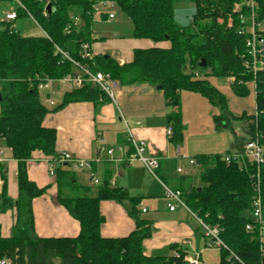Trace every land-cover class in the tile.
<instances>
[{"label":"trees","instance_id":"trees-1","mask_svg":"<svg viewBox=\"0 0 264 264\" xmlns=\"http://www.w3.org/2000/svg\"><path fill=\"white\" fill-rule=\"evenodd\" d=\"M19 1L23 6L15 7L16 19L0 20V138L12 150L18 164L17 199L9 195L7 168L0 164L3 182L0 213L16 211L9 237L2 235L0 224V259L11 258L14 264H185V252L180 257L144 253V241L152 235V220L142 217L138 210L141 197L131 196L123 187L112 186L111 174L92 194L91 188L81 184L73 170L57 167L58 200L79 221L80 232L76 237L36 235L33 200L47 188L30 179L28 161L36 150L49 158L58 156L57 132L44 124L46 116L70 103L88 101L98 108L103 101L110 100L98 86L87 82L65 92L61 103L51 110L43 103L38 85L49 78L60 79L75 73L72 61L64 53L93 70L109 73L121 84L155 85L164 93L168 109L166 123L172 127L169 140L177 146L185 130L182 91L198 92L218 106L221 113L214 118L216 128H230L226 96L203 78L201 71L235 77L233 89L237 95H247L250 84L255 88L256 113L241 118L245 120L249 137L258 133L264 147V70L254 72L246 67L243 57L247 54L246 35L239 33L243 26L240 15L250 14L246 0H51L50 10L46 0ZM102 1L115 4L132 22L133 37L148 38L155 43L170 41V47L137 48L133 60L123 64L103 54H95L91 60L82 58V44H92L95 40L92 25L96 5ZM255 3L261 23L264 0ZM22 16L32 17L42 34L23 35L17 30L16 21ZM229 17L233 19L232 26L228 25ZM223 156L216 153L192 157L201 167L200 185L183 174L174 189L181 191L190 210L223 228L222 239L240 260L229 259V250L222 248L221 264H264L257 234L246 229L252 221L250 212L257 183L264 202V163L258 170L248 161L227 163ZM157 176L166 183L160 174ZM102 200H128L136 229L124 237L103 236Z\"/></svg>","mask_w":264,"mask_h":264},{"label":"crops","instance_id":"crops-1","mask_svg":"<svg viewBox=\"0 0 264 264\" xmlns=\"http://www.w3.org/2000/svg\"><path fill=\"white\" fill-rule=\"evenodd\" d=\"M3 3L8 4V1H3ZM190 5L192 6V4ZM9 6L12 5L9 4ZM183 7L187 6L183 5ZM13 8L15 7H11L9 11ZM106 8L99 12L101 14L104 11L105 14L100 16V19L95 17L92 25V37L95 40L91 44V48L94 54L108 55L123 64L133 60L134 50L137 48L170 47V41L155 43L148 38H135L133 35L125 38L119 29V26L123 28V25H117L115 27L117 29L114 27L102 28L97 33L95 23L98 20H103L104 24H111L117 18L115 11L109 10L111 7ZM109 13H114L113 19H108ZM121 21L124 22V25L128 24L125 22H131L127 19ZM132 30L133 25H131ZM115 85V100L103 101L98 108L93 102H74L48 113L44 124L54 128L57 132V154L68 152L92 163L93 173L99 180L98 184L92 181L88 170H73L79 182L91 188L92 194L111 174L112 186L123 187L131 196L141 197L138 210L141 211L142 217L152 220V235L144 241L146 255H173L174 249L171 246L175 244L178 246L185 239L190 241V244L185 247L189 253L201 252L205 247L206 239L196 220L190 211L182 205L176 206L174 210L169 208L168 204L171 201L165 196L164 185H171L172 188L178 187L180 184L178 178L183 174L188 175V179L197 185L200 182L194 181H198L200 172L197 174L195 169L200 168L201 171V167L198 164H191L190 159L195 155L218 152H208L210 151L208 148L192 154L191 157H186L182 153L183 143H180L172 154V143L169 140L170 135H168L170 125L166 123L168 109L163 91L148 82L121 84L115 81ZM67 91L70 90L64 87L59 88L56 96L60 93V99L57 100L55 96L56 105L49 106L51 110L61 103L63 95ZM181 102L185 125H188V110L195 111L199 116L207 111L209 106L204 97L189 90L182 91ZM130 137L136 141H146V156L159 157L158 172L166 181L164 183L154 176L158 180L154 182L161 188L158 192L160 194L153 192V185L146 181L145 174L149 170L145 164L139 160L128 162L135 152ZM0 145L6 158L4 164L7 168L8 192L13 199H17L18 164L13 158L12 150L3 139H0ZM110 148H113L112 154L107 152ZM228 151L230 152V150ZM238 151L241 149L235 150V152ZM49 159L41 151L36 150L28 161L30 179L39 187L47 188L42 196L33 200L36 235L46 238L76 237L80 232V223L58 200L56 169L61 165L55 162V172L51 174ZM172 160L176 165L174 174L170 172ZM62 166H67L72 170L67 164ZM178 168H181L182 171L179 172ZM2 184L0 177V191ZM130 208L131 203L128 200L123 202L102 200L100 210L105 218L101 226L102 235L124 237L133 232L136 229V222L129 214ZM143 208H146L145 212H143ZM15 218V209L0 213V224L4 237H9L12 234Z\"/></svg>","mask_w":264,"mask_h":264},{"label":"built area","instance_id":"built-area-1","mask_svg":"<svg viewBox=\"0 0 264 264\" xmlns=\"http://www.w3.org/2000/svg\"><path fill=\"white\" fill-rule=\"evenodd\" d=\"M51 0H46V3L49 4ZM16 5L23 6L19 0H12ZM245 3L250 7L249 16L240 15V19L242 21L243 26L239 29L240 34H245V43L247 47V54L243 55L245 57L244 64L250 70L254 72L264 70V30L261 28V23L257 19L256 13V3L255 0H246ZM112 7L111 2H100L96 5V11L101 12V7ZM114 13L108 14V19L114 18ZM17 17V13L15 8L11 9L5 14L4 20H15ZM229 26L233 25L232 17H229ZM64 55L69 58L74 67L75 73L64 76L60 79L49 78L44 82L39 83L38 90L40 92L43 103L46 106H54L56 105L55 96L60 87L67 88L69 90L80 88L84 83H92L98 86L102 91H104L111 100H115V81L111 78L109 73H104L102 71L93 70L91 66L88 64L81 63L69 57L67 54ZM81 55L82 58L85 59H93L95 54L92 51L91 44L83 43L81 46ZM235 81V77H230V82L233 83ZM172 127L168 128V135L171 136ZM1 139V138H0ZM132 144L134 146L135 152L128 159L129 163H132L134 160L142 161L145 166L148 168L149 172L158 178L157 169L160 166V159L156 156H146L145 151L147 147L146 141H136L132 137H130ZM108 154L113 153V148L107 150ZM223 159L230 163L234 160H237L240 164H244L245 161H248L250 164H254L257 166L258 170L260 166L264 163V147L260 142L259 134L257 133L255 137L249 138V141L245 145L244 149L234 153H228L223 156ZM6 161L5 154L0 145V164ZM57 162L60 165L67 164L72 170H88L90 174V178L95 184L99 183V180L96 178L93 173L92 163L88 160L81 159L75 157L71 153L64 152L61 155H58L56 158L49 159V171L51 174H54L55 167L54 163ZM191 164H196V160L191 158ZM178 171L181 172L182 169L178 168ZM159 179V178H158ZM165 196L171 201L168 206L171 210H174L176 206L182 205L187 208L194 219L196 220L201 233L206 239V248L216 247L219 249H228L229 247L224 242L221 237V233L223 228L219 224H211L206 222L203 218L197 215L194 211L190 210L184 200L182 199V193L180 190H176L168 185H164ZM257 194L255 195L252 203V208L250 212L251 222H249L246 226V229L249 232H255L258 237V241L260 244V249L264 252V202L261 197L260 187L257 183L256 186ZM143 212L146 211V208L142 209ZM190 244V241L185 239L183 240L177 247L174 249L173 255L176 257H180L181 252H185V261L189 264H205L202 259V251L189 253L186 250V246ZM230 257L236 258L240 260L239 257L230 251ZM14 260L11 258H1L0 264H14ZM20 264V263H16ZM24 264V263H22Z\"/></svg>","mask_w":264,"mask_h":264},{"label":"rangeland","instance_id":"rangeland-1","mask_svg":"<svg viewBox=\"0 0 264 264\" xmlns=\"http://www.w3.org/2000/svg\"><path fill=\"white\" fill-rule=\"evenodd\" d=\"M9 4L12 6H9ZM187 6L191 7V5L189 4ZM11 7H16L15 3H12V1H8V4L3 3V1H0V20L5 18V14L9 11ZM238 8L239 6H237V9ZM101 9L106 10L107 8L102 6ZM109 10L115 11L117 15L116 20L111 24H104L103 20H98V22L95 23V31L98 33L102 28H115L117 25H123V28L119 26L121 34H123L125 38L132 37L131 22H125L128 24L124 25V22L121 21L122 19H127V21L130 20H128V18L121 12V10L115 4L114 7H111ZM100 16L101 15L99 14V12H97L96 17L100 19ZM227 22L229 23V19ZM15 25L17 27V30H19L23 35H40L43 32L39 25L36 23V21L30 16H22L18 18ZM261 28L262 30H264V20L261 21ZM208 74H210L209 70L201 71V76L203 78L208 79L213 86H215L223 95L226 96L228 100V114L230 117L231 127L222 128L218 130L216 128L214 118L215 116L221 113V109L218 106L212 105L211 102L202 94L191 91L204 97L205 100L208 102L209 106L207 111H204L203 114L199 116L196 114L195 111L188 110V125L184 124L186 131H184L183 140L180 142L181 144L183 143L184 150L182 153L185 154L186 157H191L192 154H195L200 150L208 148L210 150L208 152H218L221 155H226L232 151V153H234L235 150H243L250 138L245 120L241 117L244 114L253 115L256 113V94L254 86L250 84L249 92L247 93V95L239 96L234 92V85L233 83H230V77L214 76ZM60 95L61 94L59 93L56 96L57 100L60 99ZM197 117L200 118L198 119ZM185 133H187V136H185ZM175 148L176 145L172 144V154L174 153ZM228 150H230V152ZM175 170L176 165L172 160L170 162V172L174 174ZM195 172H197L198 174L200 172V168H196ZM157 174L159 175L160 173L158 172ZM145 176L146 181L150 182V185H153V192H160L161 188L156 182H154L158 180L153 175H151L149 171L147 172V174H145ZM194 182H200L199 178L198 181ZM199 184L200 183H197V185ZM191 219L193 218L191 217ZM193 221L195 220L193 219ZM202 249V259L204 260L205 264H221V250L219 248H206L205 246Z\"/></svg>","mask_w":264,"mask_h":264},{"label":"water","instance_id":"water-1","mask_svg":"<svg viewBox=\"0 0 264 264\" xmlns=\"http://www.w3.org/2000/svg\"><path fill=\"white\" fill-rule=\"evenodd\" d=\"M47 9L50 10L51 9V4L47 5ZM108 57V55H106ZM206 64L205 60L203 61V66ZM159 88V87H158ZM0 100H1V94H0Z\"/></svg>","mask_w":264,"mask_h":264}]
</instances>
